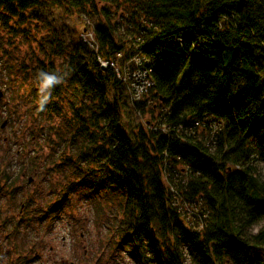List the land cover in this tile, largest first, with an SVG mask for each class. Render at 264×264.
Here are the masks:
<instances>
[{"label":"trees","instance_id":"trees-1","mask_svg":"<svg viewBox=\"0 0 264 264\" xmlns=\"http://www.w3.org/2000/svg\"><path fill=\"white\" fill-rule=\"evenodd\" d=\"M52 9L79 11L95 39L54 34L19 97L35 123L65 118L50 163L73 170L66 193L117 200L107 222L136 264H264V226L248 232L264 221V0H0V24L36 28ZM136 55L150 86L132 100L99 60L135 70ZM41 73L61 81L43 108Z\"/></svg>","mask_w":264,"mask_h":264},{"label":"rangeland","instance_id":"rangeland-1","mask_svg":"<svg viewBox=\"0 0 264 264\" xmlns=\"http://www.w3.org/2000/svg\"><path fill=\"white\" fill-rule=\"evenodd\" d=\"M47 16L46 23L36 28L15 26V20H10L7 24L15 32L0 24V172L6 176H0V264H136L127 246L120 245L114 226L107 222L119 219L113 215L117 200L108 203L98 187L88 196L87 187L81 194L66 193L67 185L76 181L73 170L59 159L50 163L62 144L60 136H65V118L35 123L29 106L19 99L26 80L33 78L31 68L47 60L44 52L50 53L49 41L54 34L66 45L68 38L79 37L84 25L81 39L86 28L94 39L90 22L85 24L83 19V24L75 9L67 13L52 9ZM49 58L56 60L52 54ZM128 115L132 125L141 122L132 112ZM42 126L50 132L49 139L39 131ZM30 135L38 139L33 142ZM65 150L66 156L71 154L70 149ZM252 166L264 179V165L257 162ZM96 203L102 211L95 208ZM263 226L264 221L248 232L254 235ZM182 264H189L187 254Z\"/></svg>","mask_w":264,"mask_h":264},{"label":"built area","instance_id":"built-area-1","mask_svg":"<svg viewBox=\"0 0 264 264\" xmlns=\"http://www.w3.org/2000/svg\"><path fill=\"white\" fill-rule=\"evenodd\" d=\"M90 28V27H89ZM87 29L83 33V41L90 47L93 48L95 44V40L91 38V34L87 33ZM131 61L137 68L132 70L128 65H124L123 70L119 71L117 67H115L112 63L100 61V68L105 70L106 68L110 67L114 69L118 78L122 80L123 83L128 88V92L131 96L132 100H139L143 97V95L147 92L150 86V80L148 78L149 71L146 68H142L141 66L145 62L142 58L138 55L134 56Z\"/></svg>","mask_w":264,"mask_h":264},{"label":"clouds","instance_id":"clouds-1","mask_svg":"<svg viewBox=\"0 0 264 264\" xmlns=\"http://www.w3.org/2000/svg\"><path fill=\"white\" fill-rule=\"evenodd\" d=\"M41 84H40V92L44 95H42V99L40 101V106L43 108V105L48 102L49 95H50V89L56 85L59 84L60 78L56 75H49L46 73L40 74ZM47 93V94H45Z\"/></svg>","mask_w":264,"mask_h":264},{"label":"water","instance_id":"water-1","mask_svg":"<svg viewBox=\"0 0 264 264\" xmlns=\"http://www.w3.org/2000/svg\"><path fill=\"white\" fill-rule=\"evenodd\" d=\"M2 97V92L0 91V99ZM5 123L2 124L1 128L4 126Z\"/></svg>","mask_w":264,"mask_h":264}]
</instances>
